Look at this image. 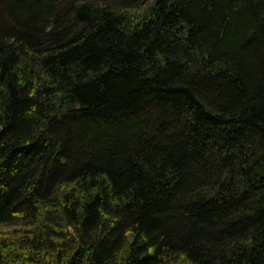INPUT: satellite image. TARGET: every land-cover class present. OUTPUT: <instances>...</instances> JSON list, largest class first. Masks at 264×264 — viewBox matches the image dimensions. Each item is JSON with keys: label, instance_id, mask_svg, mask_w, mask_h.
Here are the masks:
<instances>
[{"label": "trees", "instance_id": "obj_1", "mask_svg": "<svg viewBox=\"0 0 264 264\" xmlns=\"http://www.w3.org/2000/svg\"><path fill=\"white\" fill-rule=\"evenodd\" d=\"M0 264H264V0H0Z\"/></svg>", "mask_w": 264, "mask_h": 264}]
</instances>
